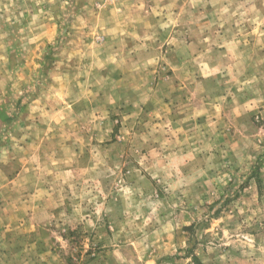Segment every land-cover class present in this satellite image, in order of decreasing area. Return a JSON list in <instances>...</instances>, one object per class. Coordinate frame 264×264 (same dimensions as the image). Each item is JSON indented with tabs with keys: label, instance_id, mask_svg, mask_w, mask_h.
Instances as JSON below:
<instances>
[{
	"label": "rangeland",
	"instance_id": "obj_1",
	"mask_svg": "<svg viewBox=\"0 0 264 264\" xmlns=\"http://www.w3.org/2000/svg\"><path fill=\"white\" fill-rule=\"evenodd\" d=\"M252 3L0 0L2 226L19 210L45 227L17 232L20 252L251 264L264 246V6Z\"/></svg>",
	"mask_w": 264,
	"mask_h": 264
},
{
	"label": "crops",
	"instance_id": "obj_2",
	"mask_svg": "<svg viewBox=\"0 0 264 264\" xmlns=\"http://www.w3.org/2000/svg\"><path fill=\"white\" fill-rule=\"evenodd\" d=\"M16 180H11L10 183H15ZM2 190V185L0 184V191ZM35 197L34 195L31 197V199H26V202L34 201ZM36 201V200H35ZM1 202H4L3 194L0 193V204ZM27 207V205H26ZM29 209V208H28ZM7 221V226H2L4 221V210L0 206V252H7L9 254L11 253H20L19 246L15 242H18V234H27L31 233L34 234L36 232L40 233L42 231V228L44 227L43 222L36 217V213L33 211L27 212L26 215L23 213L15 212L10 213L9 216H5ZM22 219V223H18L17 220ZM19 224V226H18ZM21 224V226H20ZM14 225V226H13ZM46 225V229L47 224ZM14 227V228H13ZM45 228V227H44ZM19 234V235H20ZM14 236H17V240ZM14 239V240H13ZM34 245L31 246V249H34ZM29 248V244L25 247ZM25 250V249H24ZM43 262H39V264H42Z\"/></svg>",
	"mask_w": 264,
	"mask_h": 264
},
{
	"label": "clouds",
	"instance_id": "obj_3",
	"mask_svg": "<svg viewBox=\"0 0 264 264\" xmlns=\"http://www.w3.org/2000/svg\"><path fill=\"white\" fill-rule=\"evenodd\" d=\"M259 3L264 6V0H259ZM249 8L254 13V3H252V0H249ZM243 211V210H241ZM93 219L99 220L98 216H94ZM91 223V221H89ZM93 228L96 227V225H92ZM147 239V236H145V240ZM147 247V245H145ZM251 247V251H248L246 255L249 258V261L251 264H264V246L262 247ZM212 249L210 248L209 251ZM42 257H39L35 251L31 248H25L23 252L20 253H7V252H0V264H39Z\"/></svg>",
	"mask_w": 264,
	"mask_h": 264
},
{
	"label": "trees",
	"instance_id": "obj_4",
	"mask_svg": "<svg viewBox=\"0 0 264 264\" xmlns=\"http://www.w3.org/2000/svg\"><path fill=\"white\" fill-rule=\"evenodd\" d=\"M196 259V258H195Z\"/></svg>",
	"mask_w": 264,
	"mask_h": 264
}]
</instances>
